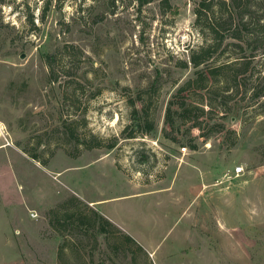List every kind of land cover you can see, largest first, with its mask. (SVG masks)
<instances>
[{"label":"rangeland","instance_id":"1","mask_svg":"<svg viewBox=\"0 0 264 264\" xmlns=\"http://www.w3.org/2000/svg\"><path fill=\"white\" fill-rule=\"evenodd\" d=\"M169 3L0 0V264H264V96L251 94L264 65V29L254 28L255 42L248 25L243 40L226 37L195 66L191 51L211 40L197 26L199 0ZM223 12L232 31L251 14L264 19V0ZM252 53L239 93L223 99L237 89L235 62ZM199 69L201 84L216 91L215 103H204L212 118L199 121L225 129L205 138L206 122L192 128L198 147L191 149L193 120L174 141L165 115ZM202 93L194 84L182 99ZM132 101L147 102L156 128L130 138ZM70 128L104 145L77 144ZM236 167L244 171L236 175ZM89 207L143 249L113 227L104 235L62 222L65 212L90 216Z\"/></svg>","mask_w":264,"mask_h":264},{"label":"trees","instance_id":"2","mask_svg":"<svg viewBox=\"0 0 264 264\" xmlns=\"http://www.w3.org/2000/svg\"><path fill=\"white\" fill-rule=\"evenodd\" d=\"M114 1V0H111ZM151 1L154 0H136L140 6H143ZM161 2V5L169 7L171 4L169 3L170 0H159ZM241 0H199L198 6L196 8V15H197V26L201 31L207 30L210 37V43L206 45H202L197 49H193L191 51V61L195 66H199L200 64L206 62L211 57L214 56V54L217 52V49L219 46L222 45L223 41L226 39V37L230 36L237 40H243L244 36L242 34L243 31L248 30V25L253 27H250L249 32L254 35L255 31L254 28L257 26H262L264 29V19L260 16H254L253 14L249 15L250 19L244 20L241 19L239 22L237 21L234 25L235 29L230 31V29H227V25H229V28L232 29L233 25V18L231 15L228 14V18L222 19L220 16L225 14V10H227V7H230L232 4L236 7L240 6ZM218 6L220 10V16L217 18L215 15V9L214 7ZM210 13H213V16H209ZM244 18V17H242ZM227 24V25H226ZM229 32V33H228ZM255 36V37H254ZM254 41L257 42L258 37H256V34L254 35ZM241 46V45H240ZM260 47L254 46L252 48V52H256ZM253 58H245L241 60H237L235 64L237 67L233 71V80L235 87L237 88L235 90V93H225L223 92V99L230 100L233 95L239 93L238 87L241 86L242 82H238V80H246L247 73L251 69V63L253 59L255 58V54L252 53ZM221 67V66H219ZM218 67V68H219ZM210 72H214L213 69H209ZM206 70L199 69L196 71L197 76L193 79H189L185 84L181 85L179 89L177 90V93L174 95V97L169 101V104L167 106L166 115H165V127H164V133L167 137L173 139L174 141L177 140V132L181 130V127L186 124L187 122H190L193 120V123L189 125V127L186 129V135L189 136L187 139V144L191 149H197L198 145L196 143V137L191 136V129L198 127V128H205L203 125V122H206V126L210 127L208 128V131H203L201 136H204L205 138L210 137V135L215 131H223L225 129V124L223 122L220 123H214L213 125H210L209 121H199L201 117L209 118V120L212 118L208 115V111L204 108V103L209 104L212 106L215 102L212 100V96L216 91H211L210 89H207V85L201 84L200 80L205 77ZM259 75L257 76L258 85L256 88L252 91V97L254 98H261L264 96V65L263 67L258 71ZM202 76V77H201ZM57 80L56 76H51L50 81L54 82ZM200 82V83H199ZM199 89L207 90V93H202L199 96L192 99V101H188L187 99H182V93L189 87H193V85ZM218 95V93H217ZM209 96V97H208ZM216 97V96H215ZM209 98V99H208ZM217 98V97H216ZM182 99V100H181ZM222 102V101H221ZM133 104V117H132V123H130L126 128L125 132L129 129V126H132L133 128L126 133V137H136L139 134H147L151 131H153L156 128L155 120L150 116V113L148 111V105L147 102L142 103V107L138 108L135 105V101H132ZM222 104V103H221ZM200 111V113L197 112L194 119H191L189 117V113L191 111ZM226 112V111H224ZM226 114L222 115V119L226 118ZM206 120V119H204ZM192 122V121H191ZM62 124L64 128L67 130L69 127V124L65 121H62ZM66 130H64L65 133ZM69 137L73 139L77 144H85L86 148H92L94 146H101L104 145L101 141H98L97 143H93L94 140H97V137H93L91 139V142H87L86 139L81 138L78 134H76L71 128L69 129ZM116 145V142H112L108 145H105L108 148H113ZM34 159H37L41 161L43 164H47V159H41L40 155L38 153L31 154ZM72 202L75 203H82L81 199L77 196L72 197ZM90 216L85 214L84 212H80L79 210L67 213L65 212L62 217V222H71L72 224H75L76 226L80 225H86L87 223L90 224V227L94 228L99 234H108L110 232V227H113L117 230H119L122 233L123 238L126 239V241L134 243L137 245V247L142 250L143 247L136 241V239L131 236L130 234L124 232L122 229H120L118 226H116L109 218L105 217L101 212L98 210H95L93 208H90ZM53 217H56L55 211H53ZM57 221H61L60 217L57 218ZM62 223V224H63ZM88 228V227H87Z\"/></svg>","mask_w":264,"mask_h":264},{"label":"built area","instance_id":"3","mask_svg":"<svg viewBox=\"0 0 264 264\" xmlns=\"http://www.w3.org/2000/svg\"><path fill=\"white\" fill-rule=\"evenodd\" d=\"M243 171V167H236L234 173L236 175H240Z\"/></svg>","mask_w":264,"mask_h":264}]
</instances>
